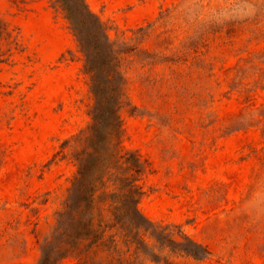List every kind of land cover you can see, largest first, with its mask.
I'll list each match as a JSON object with an SVG mask.
<instances>
[{
    "label": "rangeland",
    "instance_id": "1",
    "mask_svg": "<svg viewBox=\"0 0 264 264\" xmlns=\"http://www.w3.org/2000/svg\"><path fill=\"white\" fill-rule=\"evenodd\" d=\"M86 1L128 47L121 144L147 164L138 206L210 251L157 243L139 264H264V0ZM93 104L63 5L0 0V264L38 263L77 170L66 141ZM106 256L84 241L57 264Z\"/></svg>",
    "mask_w": 264,
    "mask_h": 264
},
{
    "label": "trees",
    "instance_id": "2",
    "mask_svg": "<svg viewBox=\"0 0 264 264\" xmlns=\"http://www.w3.org/2000/svg\"><path fill=\"white\" fill-rule=\"evenodd\" d=\"M58 1L84 55L94 104L91 123L66 141L72 143L77 170L37 264H57L84 241L88 249H103L109 264H139L157 243L195 259L207 258L206 246L186 234L181 241L172 239L173 227L154 223L138 206L143 194L139 179L147 164L121 144L120 110L127 104L122 61L128 47L109 38L105 23L86 0ZM153 259L160 261L155 253Z\"/></svg>",
    "mask_w": 264,
    "mask_h": 264
}]
</instances>
